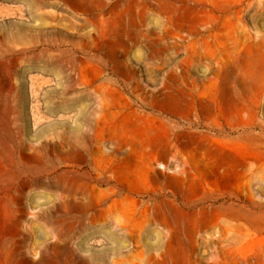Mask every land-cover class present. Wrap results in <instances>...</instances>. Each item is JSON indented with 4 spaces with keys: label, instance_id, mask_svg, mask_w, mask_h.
<instances>
[{
    "label": "rangeland",
    "instance_id": "obj_1",
    "mask_svg": "<svg viewBox=\"0 0 264 264\" xmlns=\"http://www.w3.org/2000/svg\"><path fill=\"white\" fill-rule=\"evenodd\" d=\"M263 18L264 0H0V264H264Z\"/></svg>",
    "mask_w": 264,
    "mask_h": 264
},
{
    "label": "bare ground",
    "instance_id": "obj_2",
    "mask_svg": "<svg viewBox=\"0 0 264 264\" xmlns=\"http://www.w3.org/2000/svg\"><path fill=\"white\" fill-rule=\"evenodd\" d=\"M38 1V0H37ZM45 1V0H44ZM85 1H88V0H85ZM90 1V0H89ZM94 1H96V0H94ZM119 1V0H118ZM40 2H42V1H40ZM48 2H50V1H48ZM47 2V3H48ZM66 2V1H65ZM99 2V1H98ZM39 3V2H38ZM43 3V2H42ZM90 3V2H89ZM110 3V2H109ZM46 4V3H45ZM49 4V3H48ZM95 4V3H94ZM145 4V3H144ZM38 5V4H37ZM53 5H55V4H53ZM97 5V4H96ZM105 5V4H104ZM42 6H43V4H42ZM46 6V5H45ZM38 7V6H37ZM100 7H102V6H100ZM53 8V7H52ZM64 8V7H63ZM72 8V7H71ZM103 8V7H102ZM145 8V7H144ZM39 9H40V7H39ZM46 9V8H45ZM41 10V9H40ZM43 10V9H42ZM48 10H49V8H48ZM195 10H197V7L196 6H187L186 8H185V14H184V16H181V18H180V20H181V22H183V24L186 26V30H187V35L186 36H184V40H186L187 42H191L192 40H194L193 38H195V37H197V36H199L200 34H202L201 33V30L199 29V24H197L196 22H195V18L193 17L195 14H193V12H195ZM51 11V10H50ZM43 12V11H42ZM76 12V11H75ZM110 12V11H109ZM50 13V12H49ZM55 13V12H54ZM73 13V12H72ZM78 13V12H77ZM90 13V12H89ZM61 14V13H60ZM71 14V13H70ZM82 14V13H81ZM100 14L102 15V13L100 12ZM79 15V14H78ZM86 15H87V13H86ZM90 15H91V13H90ZM98 16L99 14L97 13V14H95V16ZM44 16V15H43ZM64 16V15H63ZM81 17H82V15H80ZM103 16V15H102ZM42 17V16H41ZM84 17V16H83ZM87 17V16H86ZM63 18V17H62ZM77 18V17H76ZM90 18V17H89ZM74 19H75V17H74ZM78 19V18H77ZM81 19V18H80ZM94 19V18H93ZM246 19V18H245ZM264 19V18H263ZM99 20H101V19H99ZM104 20H105V17H104ZM258 20V19H257ZM78 21V20H77ZM80 21V20H79ZM65 22V21H64ZM73 22V21H72ZM90 22V21H89ZM80 23H82V22H80ZM79 23V24H80ZM100 23V22H99ZM102 23V22H101ZM74 25V24H73ZM99 25H101V24H99ZM88 26H89V24H88ZM102 26V25H101ZM76 27V26H75ZM137 27V26H136ZM207 27V26H206ZM214 27V26H213ZM74 28V27H73ZM85 28V27H84ZM103 28V27H102ZM101 28V29H102ZM89 29V28H88ZM208 29V28H207ZM99 30V29H98ZM209 30H211V28H209ZM99 32V31H98ZM103 32V31H102ZM101 32V33H102ZM137 33V32H136ZM204 33V32H203ZM82 34V33H81ZM135 36V35H134ZM133 37V36H132ZM131 37V38H132ZM100 38V37H99ZM103 38V37H102ZM95 40H97V39H94V43H96L95 42ZM126 40V39H125ZM127 40H129V39H127ZM134 40H135V38H134ZM101 42H102V40H101ZM127 42V41H126ZM134 42V41H133ZM195 42L197 43L198 42V39H195ZM51 43V42H50ZM83 43H84V41H83ZM122 43H125V42H122ZM128 43V42H127ZM126 43V44H127ZM130 43V42H129ZM128 43V44H129ZM189 43H188V45H189ZM191 44V43H190ZM72 45V44H71ZM83 45H85V44H83ZM102 46V45H101ZM84 47H86V46H84ZM98 47V46H97ZM88 48V47H87ZM47 49V48H46ZM120 49V48H119ZM68 50V49H67ZM86 50V49H85ZM88 50V49H87ZM121 50V49H120ZM93 51V50H92ZM242 51H244L245 53H243L242 55L239 53V54H237V57L238 58H242L243 60H244V63L246 64V67L247 68H251V64H253L254 63V61L255 60H257L259 57H258V53L254 50V49H252L251 47H248L246 50L244 49V50H242ZM71 52V51H70ZM69 52V53H70ZM121 52V51H120ZM123 52V51H122ZM104 53V52H103ZM138 53V52H137ZM75 54V53H74ZM93 54V53H92ZM97 56V55H96ZM203 57H204V55H203V53L199 50V48H194L193 49V53L192 54H189V56H187V59L185 60V71H184V75H185V77H186V79L188 80V77H190V73H191V68H197V67H200V64H201V61H202V59H203ZM218 57V56H217ZM118 59V58H117ZM212 59V58H211ZM78 60H79V58H78ZM119 60V59H118ZM121 60V59H120ZM125 60V59H124ZM218 60V59H217ZM95 61V60H94ZM123 61V60H122ZM159 61V60H158ZM88 62V61H87ZM103 62H104V60H103ZM105 62H106V60H105ZM213 62V61H212ZM109 63H111V62H109ZM113 63V62H112ZM114 64V63H113ZM147 64H149V63H147ZM206 64V63H205ZM211 64V63H210ZM218 63H216V65H217ZM150 65V64H149ZM95 65H93V67H94ZM112 66V65H111ZM181 66V65H180ZM180 66H179V68H180ZM206 66H208V64H206ZM96 67V66H95ZM113 67V66H112ZM203 67V66H202ZM109 68H111V67H109ZM207 68V67H206ZM99 68H97V70H98ZM111 69H113V68H111ZM217 69V68H216ZM77 70H79V69H77ZM95 70V69H94ZM174 70V69H173ZM107 71V70H106ZM112 71V70H111ZM120 71V70H119ZM128 71V70H127ZM98 72V71H97ZM166 72V71H165ZM176 73H177V71H175ZM94 73V72H93ZM128 73H129V71H128ZM169 73V72H168ZM118 74H120V73H118ZM117 74V75H118ZM108 75H111V74H108ZM107 76V75H106ZM112 76V75H111ZM82 77L83 76H81V80H82ZM97 77V76H96ZM110 77V76H109ZM120 77V76H119ZM98 78V77H97ZM123 78H125V77H123ZM128 78V77H127ZM126 78V79H127ZM85 79V78H84ZM118 79V78H117ZM135 80H136V78H135ZM128 81V80H127ZM84 82H85V80H84ZM97 82V81H96ZM103 82H105V81H103ZM125 82H126V80H125ZM137 82V81H136ZM139 82V81H138ZM137 82V83H138ZM186 82H188V81H186ZM185 82V83H186ZM80 83V82H79ZM133 83H134V81H133ZM85 84V83H84ZM103 84H106V83H102V81L101 82H99V84L97 85V88H95V91H100V89L102 90V89H105L106 87H104L103 88ZM121 84V83H120ZM79 85V84H78ZM77 85V86H78ZM110 85V84H109ZM124 85V84H123ZM131 85V84H130ZM184 85V84H183ZM189 85V84H188ZM196 85V84H195ZM83 86V85H82ZM85 86V85H84ZM87 86V85H86ZM106 86H108V83H107V85ZM133 86V85H132ZM113 87V86H112ZM124 87V86H123ZM186 87H187V85H186ZM196 87V86H195ZM135 88V87H134ZM184 88V87H183ZM83 89V88H82ZM81 89V90H82ZM111 89V88H110ZM115 89H116V87H115ZM191 89H193V88H191ZM81 90H79V91H81ZM93 90V89H92ZM133 91V90H132ZM143 91V90H142ZM102 92H103V90H102ZM117 92H120V89H119V91H117ZM202 92V91H201ZM138 93V92H137ZM142 93V92H141ZM144 93V92H143ZM160 93V92H159ZM100 94V93H99ZM103 94V96H104V94H106L105 92H103L102 93ZM198 94H199V92H198ZM203 94V93H202ZM101 95V94H100ZM99 95V100H98V102H97V107H95V109H97V110H99L100 112L101 111H103L104 109H105V103L103 102V99H102V97ZM130 95V94H129ZM199 95H201V94H199ZM125 96V95H124ZM132 96V95H131ZM139 95L137 94V97H138ZM148 96V95H147ZM105 97V96H104ZM107 97V96H106ZM130 97V96H129ZM186 97V96H185ZM126 98V97H125ZM127 98H128V96H127ZM132 98V97H131ZM145 98V97H144ZM192 98V97H191ZM106 99V98H105ZM141 99V98H140ZM143 99V98H142ZM204 99V98H203ZM129 100V99H128ZM132 100V99H131ZM146 100V99H145ZM109 101V100H108ZM90 102V101H89ZM87 102H85V100L84 99H79L78 101L76 100L74 103H72V105L69 107V110L70 111H76V113H77V115L78 116H87V104H86ZM111 103V102H110ZM109 103V104H110ZM147 103V102H146ZM188 104H187V107H188V110H191L192 108H193V103H191V102H187ZM130 104V103H129ZM183 104V103H182ZM185 104V103H184ZM183 104V105H184ZM113 107V106H112ZM201 107L204 109V111L206 112V113H209V114H212V106L211 105H209L208 103H206V104H204V105H201ZM220 107V106H219ZM196 108V107H195ZM221 110V109H220ZM34 111V110H33ZM34 112H36V111H34ZM33 112V113H34ZM188 112H190V111H188ZM199 113V112H198ZM74 114V113H73ZM187 114H190V113H187ZM186 114V115H187ZM34 115H36L35 113H34ZM103 116V115H102ZM203 116V115H202ZM188 118V117H187ZM102 117H98L97 119H96V124L98 125V124H100V123H102ZM87 121L90 123L91 121H90V118H89V114H88V118H87ZM189 122V121H188ZM183 125V124H182ZM186 125V124H185ZM98 127V126H97ZM103 127V126H102ZM183 127V126H182ZM192 128V127H191ZM103 129H104V127H103ZM200 129V128H199ZM226 130V129H225ZM188 131V130H187ZM194 132V131H193ZM60 133V132H59ZM187 133V132H186ZM205 133V132H204ZM100 134V133H99ZM189 134V133H188ZM185 135H187V134H185ZM202 135V134H201ZM87 137V136H86ZM57 138V137H56ZM188 139H190V138H188ZM68 140V139H67ZM63 141H65V140H63ZM90 141V140H89ZM184 141V140H183ZM187 141V140H186ZM69 142V141H68ZM93 142V141H92ZM71 143V142H70ZM101 143V142H100ZM184 143V142H183ZM19 144V143H18ZM69 144V143H68ZM83 144V143H82ZM185 144H187V143H185ZM60 145H61V141H60ZM66 146V145H65ZM70 146V145H69ZM189 146V145H188ZM188 146H186V147H188ZM192 146V145H191ZM127 148V147H126ZM193 148H195V147H193ZM19 149V148H18ZM19 150H21V149H19ZM76 152H77V150H75ZM86 151L89 153L90 152V147H86ZM85 154V153H84ZM71 155V154H70ZM20 156V155H19ZM21 156H22V154H21ZM59 156V155H58ZM73 156V155H72ZM186 156H188V155H186ZM65 157H67L66 155H65ZM16 158V157H15ZM61 158H63V156L61 157ZM21 159V158H20ZM66 159V158H65ZM83 160V159H82ZM12 162V161H11ZM14 162H16V161H14ZM99 166V165H98ZM89 167V166H88ZM80 171V170H79ZM92 171V170H91ZM67 172V171H66ZM65 172V173H66ZM83 172V171H82ZM81 172V173H82ZM68 174V173H67ZM83 174V173H82ZM85 174H86V172H85ZM93 174V173H92ZM65 175V174H64ZM105 175V174H104ZM66 176V175H65ZM78 175H76V177H77ZM79 177V176H78ZM81 177H83V176H81ZM106 177V176H105ZM71 178V177H70ZM80 178V177H79ZM78 178V179H79ZM107 178V177H106ZM86 179V178H85ZM64 180V179H63ZM62 180V181H63ZM69 180V179H68ZM88 180V179H87ZM94 180V179H93ZM60 181V180H59ZM79 181V180H78ZM85 181V180H84ZM106 181H108V180H106ZM86 182V181H85ZM91 182V181H90ZM113 182H114V180H113ZM87 183V182H86ZM92 183H94L93 181H92ZM98 183V182H97ZM69 184V183H68ZM96 184V183H95ZM100 184V183H99ZM97 185V184H96ZM104 185V184H103ZM109 185V184H108ZM119 185H121V184H119ZM63 186V185H62ZM117 186V185H116ZM57 187V186H56ZM78 188V187H77ZM91 188V187H90ZM123 188V187H122ZM62 189V188H61ZM60 189V190H61ZM66 189V188H65ZM64 189V190H65ZM74 189V187L72 188V190ZM63 190V189H62ZM61 190V191H62ZM67 190V189H66ZM70 191V190H69ZM76 191V190H75ZM74 191V192H75ZM82 191V190H81ZM128 191V190H127ZM77 192V191H76ZM83 192V191H82ZM111 192V191H110ZM72 194H74V193H72ZM78 194V193H77ZM80 194V193H79ZM92 194V193H91ZM74 196V195H73ZM72 196V197H73ZM71 201H72V199H71ZM130 201V200H129ZM74 203V202H73ZM221 206V205H220ZM219 209V208H218ZM226 209V208H225ZM76 210V209H75ZM226 210H228V209H226ZM117 212V211H116ZM125 213V212H124ZM118 215V214H117ZM69 219V218H68ZM56 221V220H55ZM105 221H107V220H105ZM111 222H115V221H111ZM113 224V223H112ZM123 229V228H122ZM93 232V231H92ZM95 233V232H94ZM117 235H118V233H117ZM112 237V236H111ZM114 238V237H113ZM115 239V238H114ZM121 243V242H120Z\"/></svg>",
    "mask_w": 264,
    "mask_h": 264
}]
</instances>
